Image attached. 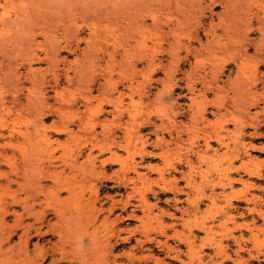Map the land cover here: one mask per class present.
Returning a JSON list of instances; mask_svg holds the SVG:
<instances>
[{"label": "rangeland", "instance_id": "rangeland-1", "mask_svg": "<svg viewBox=\"0 0 264 264\" xmlns=\"http://www.w3.org/2000/svg\"><path fill=\"white\" fill-rule=\"evenodd\" d=\"M263 8L0 0V264H264Z\"/></svg>", "mask_w": 264, "mask_h": 264}, {"label": "bare ground", "instance_id": "bare-ground-1", "mask_svg": "<svg viewBox=\"0 0 264 264\" xmlns=\"http://www.w3.org/2000/svg\"><path fill=\"white\" fill-rule=\"evenodd\" d=\"M226 2H227V1H226ZM211 3H212V2H211ZM215 3H216V2H215ZM223 4H224V3H223ZM226 4H227V3H225V7L227 8L228 6H226ZM212 5H213V3H212ZM227 5H228V4H227ZM263 9H264V8H263ZM227 11H228V10H227ZM227 11H226V12H227ZM224 12H225V11H224ZM234 14H235V13H234ZM221 15H222V14H221ZM211 20H212V19H211ZM188 21H189V20H188ZM210 23H211V22H210ZM230 23H231V22H230ZM225 25H226V24H225ZM228 25H229V24H228ZM226 26H227V25H226ZM262 27H263V26H262ZM175 30H176V29H175ZM230 36H231V35H230ZM244 36H245V35H244ZM178 47H179V46H178ZM218 48H219V47H218ZM146 49H147V48H146ZM216 49H217V48H216ZM224 49H226V48H224ZM148 50H149V49H148ZM149 51H150V50H149ZM222 51H223V50H222ZM147 52H148V51H147ZM226 52H227V51H226ZM232 52H234V51H232ZM151 53H152V52H151ZM142 54H143V53H142ZM172 54H173V53H172ZM176 54H177V53H176ZM176 54H173V55H176ZM231 54H232V53H231ZM244 54H245V53H244ZM173 55H172V56H173ZM177 55H178V54H177ZM205 55H206V54H205ZM223 55H224V54H223ZM237 56H239V55H237ZM243 56H244V55H243ZM142 57H143V55H142ZM152 57H153V56H152ZM174 57H175V56H173L172 58H174ZM233 57H234V56H233ZM244 58L246 59L247 57H244ZM152 59H153V58H152ZM178 59H179V58H178ZM178 59H177V60H178ZM241 59H242V57H241ZM229 60H230V59H229ZM238 60H239V59H238ZM149 61H150V59L148 60V62H149ZM151 61H152V60H151ZM174 61H175V60H174ZM175 62H176V61H175ZM238 62H239V61H238ZM177 63H178V62H177ZM221 63H222V61H221ZM242 63H243V62H242ZM244 63H245V62H244ZM253 63H254V62H253ZM170 64H171V63H170ZM223 64H224V63H223ZM128 65H129V64H128ZM149 65H150V64H149ZM147 66H148V65H147ZM175 66H178V65H175ZM219 66H220V65H219ZM237 66H238V64H237ZM240 66H241V65H240ZM240 66H239V70L241 69ZM168 67H169V66H168ZM212 67H213V66H212ZM235 67H236V66H235ZM236 68H238V67H236ZM241 70H242V69H241ZM253 70H254V69H253ZM213 71H214V70H213ZM236 72H238V71H236ZM243 72L246 73V71H243ZM248 72H249V71H248ZM240 73H241V72H240ZM245 75H246V74H245ZM249 75H250V74H249ZM214 76H215V75H214ZM201 77H202V76H201ZM237 77H238V76H237ZM237 77H236V78H237ZM246 77H247V76H246ZM149 78H150V77H149ZM211 78H212V77H211ZM213 78H215V77H213ZM213 78H212V79H213ZM201 79H202V78H201ZM242 79H244V78H242ZM246 79H248V77L245 78L244 81H245ZM130 80H131V79H130ZM148 80H149V79H148ZM203 80H204V79H203ZM217 80H218V79H217ZM233 80H234V79H233ZM233 80H232V81H233ZM252 80H253V79H252ZM210 81H211V80H210ZM212 81H213V80H212ZM228 81H229V80H228ZM242 81H243V80H242ZM171 82H174V81H172V79H171V80H170V83H171ZM208 82H209V81H208ZM248 82H249V81H248ZM186 83H187V82H186ZM190 83H191V82H190ZM203 83H204V82H203ZM203 83H202V84H203ZM206 83H207V82H206ZM210 83H212V82H210ZM213 83H214V82H213ZM243 84H244V83H243ZM245 84H246V82H245ZM130 85H131V84H130ZM247 85H248V84H247ZM263 85H264V84H263ZM244 87L246 88L247 86L244 85ZM87 88H88V87H87ZM137 90H138V89H137ZM137 90H136V91H137ZM218 90H219V89H218ZM245 90H246V89H245ZM247 90H248V89H247ZM235 91H236V90H235ZM40 94H41V93H40ZM56 94H57V93H56ZM37 100H38V99H37ZM230 101H231V100H230ZM238 102H239V101H238ZM240 102H241V101H240ZM240 102H239V103H240ZM239 103H238V104H239ZM87 104H88V103H87ZM233 104H234V103H233ZM3 105H4V104H3ZM242 105H244V104H242ZM235 106H236V105H235ZM55 110H56V109H55ZM59 110H60V109H59ZM81 110H82V109H81ZM204 110H205V109H204ZM115 112H116V111H115ZM247 112H248V111H247ZM241 113H242V112H241ZM81 115H82V114H81ZM74 116H75V115H74ZM74 116H72V117H74ZM77 116H78V115H77ZM202 117H204V116H202ZM59 118H61V117L59 116ZM75 118H76V117H75ZM78 118H79V117H78ZM80 118H81V117H80ZM82 120L85 121L84 118H82ZM200 120H201V119H200ZM203 120H205V119H203ZM75 121H76V120H75ZM77 121H78V120H77ZM79 121H80V120H79ZM80 122H81V121H80ZM80 122H79V123H80ZM248 122H249V121H248ZM68 123H69V122H68ZM79 123H78V124H79ZM83 123H84V122H83ZM2 124H3V123H2ZM65 124H66V123H65ZM174 124H175V123H174ZM65 126H67V125H65ZM87 126H88V124H87ZM7 127H8V126H7ZM26 128H28V127H26ZM79 128H80V127H79ZM94 128H95V127H94ZM239 128H240V127H239ZM65 129L68 130V127H67V128L64 127L63 129L55 130V133H62V132L65 131ZM69 129H71V128H69ZM85 129H86V128H85ZM88 129H89V131H90V127H88ZM71 130H72V129H71ZM86 130H87V129H86ZM93 130H94V129H93ZM23 131H24V130H23ZM68 131H70V130H68ZM83 131H84V130H83ZM94 131H95V130H94ZM71 132H72V131H71ZM73 132H74V131H73ZM73 132H72V133H73ZM238 132H239V131H238ZM12 133H13V132H12ZM234 133H235V132H233L232 134H234ZM67 134H70V133H67ZM218 134H219V132L217 133V135H218ZM229 134H230V133H229ZM236 134H238V133H236ZM26 135H27V132H26ZM214 135H215V134H214ZM217 135H216V136H217ZM219 135H221V134H219ZM234 135H235V134H234ZM69 136H70V135H69ZM231 136H232V135H231ZM231 136H230V137H231ZM239 136H240V135H239ZM70 137H71V136H70ZM217 137H218V136H217ZM235 137H236V136H235ZM235 137H234V138H235ZM237 138H238V137H237ZM216 139H217V138H216ZM220 139H221V138H220ZM232 139H233V137H232ZM232 139H231V140H232ZM235 139H236V138H235ZM204 140H205V139H204ZM111 141H112V139H111ZM223 141H224V140H223ZM240 141H241V140H240ZM114 142H115V141H114ZM208 142H209V141H208ZM235 143H236V142H235ZM128 144H129V143H128ZM110 145H112V143H111ZM126 148H127V147H126ZM144 150H145V149H144ZM140 152H141V150H140ZM143 153H144V152H143ZM161 154H162V153H161ZM163 154H164V152H163ZM1 155H2V154H1ZM23 155H24V154H23ZM143 155H144V154H143ZM28 156H29V155H28ZM22 158H23V157H22ZM33 158H34V157H33ZM161 158H162V157H161ZM166 158H167V157H166ZM5 159H7V158H5ZM74 159H75V158H74ZM163 159H164V157H163ZM21 160H22V159H21ZM25 160H26V159H25ZM25 160H24V161H25ZM27 160H28V159H27ZM25 162H26V161H25ZM109 162H110V161H109ZM22 163H24V162H22ZM106 163H107V162H106ZM164 163H166V162H164ZM170 163H171V162H170ZM231 163H232V162H231ZM251 163H252V162H251ZM27 164H28V163H27ZM27 164H25V166H23V167H28V166L30 165V164H28V166H26ZM174 164H175V163H174ZM70 165H71V164H70ZM72 165H73V163H72ZM170 166H171V164H170ZM173 166H174V165H173ZM247 166H248V165H247ZM250 166H251V165H250ZM69 167H70V166H69ZM230 167H231V166H230ZM16 168H17V167H16ZM28 168H29V167H28ZM28 168H26V169L28 170V174H29V171H30V170H29ZM72 169H73V168H72ZM175 169H177V168H175ZM22 170H24V169L22 168ZM31 170H32V168H31ZM78 170H79V169H78ZM160 170H161V168H160ZM39 171H40V170H39ZM161 171H162V170H161ZM77 172H78V171H77ZM22 173H23V171H22ZM34 173H35V172H34ZM88 173H89V172H88ZM258 173H259V172H258ZM18 174H19V173H18ZM28 174H27V175H28ZM35 174H36V173H35ZM59 174H60V173H59ZM77 174H78V173H77ZM161 174H162V173H161ZM20 175H21V172H20ZM23 175H24V173H23ZM28 176H31V175H28ZM60 176H61V174H60ZM60 176H59V177H60ZM140 176H141V175H140ZM41 177H42V175H41ZM67 177H69V176H67ZM70 177H71V176H70ZM70 177H69V178H70ZM19 178H20V177H19ZM25 178L28 179V177H25ZM25 178H24V179H25ZM43 178H44V177H43ZM46 178H47V177H46ZM81 178H82V177H81ZM88 178H89V177H88ZM24 179H23V180H24ZM26 179L24 180L25 182H26ZM52 179H55V178H52ZM57 179H58V178H56V181L59 180V179H58V180H57ZM107 179H108V178H107ZM14 180L18 181V183H19V180H17L16 178H14ZM31 180H33V179L31 178ZM67 180L70 182L72 179H71V180L67 179ZM8 181H9V180H8ZM29 181H30V179H29ZM38 181H39V180H38ZM61 181H62V180H61ZM74 181H76V180H74ZM78 181H79V180H78ZM245 181H246V180H245ZM59 182H60V181H59ZM59 182H57V184H58ZM69 182H68V183H69ZM219 182H220V181H219ZM8 183H9V182H8ZM8 183H7V184H8ZM23 183H24V182H23ZM34 183H35V182H33V185H34ZM53 183H54V182H53ZM55 183H56V182H55ZM72 183H73V182H72ZM72 183H71V184H72ZM77 183H78V182H77ZM81 183H82V182H81ZM122 183H123V181H122ZM223 183H224V182H223ZM245 183H246V182H245ZM15 184H16V182H15ZM26 184H27V183H26ZM36 184H37V182H36ZM79 184H80V183H79ZM88 184H89V183H88ZM126 184H127V182H126ZM229 184H230V183H229ZM231 184H232V183H231ZM20 185H21V184H20ZM27 185H29V184H27ZM30 185H32V183H31ZM30 185H29V186H30ZM41 185H42V184H41ZM52 185H53V184H52ZM54 185H55V184H54ZM58 185H59V184H58ZM64 185H65V184H64ZM64 185H63V186H64ZM81 185H82V184H80V185H78V186H81ZM49 186H50V185H49ZM30 187H31V186H30ZM39 187H41V186H39ZM57 187H60V188H61V186H57ZM69 187H70V186H67L66 188H68V190H70ZM71 187H74V186L71 185ZM81 187H83V186H81ZM93 187H94V186H93ZM231 187H232V186H231ZM32 188L34 189V186H33ZM36 188H38V186H37V187L35 186V189H36ZM42 188H43V187H42ZM54 188H56V185H55ZM79 188H80V187H79ZM146 188H147V187H146ZM48 189H49V188H48ZM51 189H52V188H51ZM72 189H73V188H72ZM80 189H83V190H84V188H80ZM134 189H135V188H134ZM36 190H37V189H36ZM36 190H35V191H36ZM53 190H54V189H53ZM37 191H38V190H37ZM41 191H42V189H41ZM51 191H52V190H51ZM70 191H71V190H70ZM151 191H152V190H151ZM47 192H49V190H48ZM55 193H56V192H55ZM57 193H58V192H57ZM68 193H69V191H68ZM73 193H74V192H73ZM49 194H50V193H49ZM59 194H60V193H59ZM44 195H45V194H44ZM70 195H71V194H70ZM70 195H69V196H70ZM80 195H81V193H80ZM80 195H79V196H80ZM76 196H77V195H76ZM86 196H87V195H86ZM140 197H141V196H140ZM226 197H227V196H226ZM43 198H44V197H43ZM45 198H46V197H45ZM70 198L72 199L71 196H70ZM70 198H68V199H70ZM75 198H77V197H75ZM92 198H94V196H93ZM212 198H213V197H212ZM214 198H215V197H214ZM224 198H225V197H224ZM227 198H228V197H227ZM46 199H47V198H46ZM53 199H54V198H53ZM57 199H58V198H57ZM143 199H144V198H143ZM58 200H59V199H58ZM89 200H90V199H89ZM112 200H113V199H112ZM123 200H124V203H125V199H123ZM217 200H218V199H217ZM94 201H95V200H94ZM120 201H122V200H120ZM77 202H78V201H77ZM89 202H90V201H89ZM113 202H114V201H113ZM212 202H213V201H212ZM51 203H52V202H51ZM53 203H54V202H53ZM79 203H80V202H79ZM111 204H112V203H111ZM113 204H114V203H113ZM91 205H92V202H91ZM94 205H95V204H94ZM124 205H125V204H124ZM124 205H123V207H124ZM213 205H214V204H213ZM79 206H80V205H79ZM110 206H111V205H110ZM116 206H117V205H116ZM125 206H126V205H125ZM55 207H56V206H55ZM121 207H122V206H121ZM123 207H122V208H123ZM25 208H26V207H25ZM40 208H41V206H40ZM38 209H39V208H38ZM82 209H83V208H82ZM94 209H96V208H94ZM85 210H86V208H85ZM89 210H90V209H89ZM99 210H100V209H99ZM43 211H44V210H43ZM54 211H55V210H54ZM67 211H68V210H67ZM94 211H95V210H94ZM96 211H97V210H96ZM87 212H88V211H87ZM87 212H86V213H87ZM74 213H75V212H74ZM74 213H73V215H74ZM210 213H211V212H210ZM56 214H57V213H56ZM64 214H65V213H64ZM68 214H69V213H68ZM71 214H72V213H70V215H71ZM90 214H91V213H90ZM93 214H94V213H93ZM76 215H77V214H75V216H76ZM106 216H107V215H106ZM97 217H98V216H97ZM89 218H90V217H89ZM104 218H105V217H104ZM86 219H88V218H86ZM107 219H109V218H107ZM117 220H118V219H117ZM89 221H90V220H89ZM98 221H99V220H98ZM98 221H96V222H98ZM106 221H108V220H106ZM83 223H84V222H83ZM95 224H96V223H95ZM80 225H81V224H80ZM84 225H85V224H84ZM89 226H90V225H89ZM91 227H92V226H91ZM94 235H95V234H94ZM96 236H97V235H96ZM105 237H106V236H105ZM101 238H103V237H101ZM101 238H100V236H99V239H101ZM105 240L108 241V239H105ZM89 241H90V239H89ZM109 241H110V240H109ZM109 241H108V242H109ZM92 242H93V241H92ZM92 242H90L91 245H93V243H94L95 241H94L93 243H92ZM97 242H98V241H97ZM100 242L102 243L103 241L101 240ZM104 243H105V242H104ZM109 243H110V242H109ZM88 245H89V244H88ZM98 245L101 246V244H98ZM103 245H104V244H102V246H103ZM96 246H97V244H96ZM83 247H84V246H83ZM103 247H104V246H103ZM109 247H111V246H109ZM99 248H100V247H99ZM96 249H97V248H96ZM103 249H104V248H103ZM108 249H109V248H108ZM110 249H111V248H110ZM90 250H91V249H90ZM101 250H102V249H101ZM104 250H106V249H104ZM104 250H103V251H104ZM93 251H94V253H95V251L97 252V250H93ZM96 255H97V254H96ZM83 256H84V255H83ZM85 256H86V255H85ZM98 256H99V255H98ZM92 258H93V257H92ZM34 259H35V258H34ZM34 259H33L32 261H34ZM85 259H86V258H85ZM97 259H98V258H97ZM102 259H103V258H102ZM35 260H36V259H35ZM86 260H87V259H86ZM34 262H35V261H34ZM34 262H33V263H34ZM101 262H102V261H101ZM85 263H86V261H85ZM85 263H84V264H85ZM94 263H95V262H94ZM97 263H98V262H96V264H97ZM106 263H107V262H106ZM35 264H36V263H35ZM37 264H38V262H37ZM40 264H41V263H40Z\"/></svg>", "mask_w": 264, "mask_h": 264}, {"label": "crops", "instance_id": "crops-1", "mask_svg": "<svg viewBox=\"0 0 264 264\" xmlns=\"http://www.w3.org/2000/svg\"><path fill=\"white\" fill-rule=\"evenodd\" d=\"M259 129H260V128L257 129V132L259 131ZM247 131H250V129H247ZM247 139H248V138H247ZM248 141H250L251 143H253V142H254V139H251V140L248 139ZM254 143H255V142H254ZM256 181H257V180H256ZM259 183H260V182H259Z\"/></svg>", "mask_w": 264, "mask_h": 264}]
</instances>
